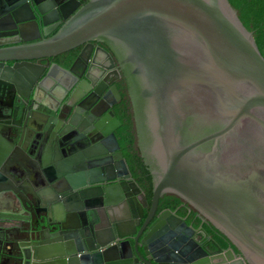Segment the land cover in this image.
I'll return each instance as SVG.
<instances>
[{"label": "water", "instance_id": "95a60500", "mask_svg": "<svg viewBox=\"0 0 264 264\" xmlns=\"http://www.w3.org/2000/svg\"><path fill=\"white\" fill-rule=\"evenodd\" d=\"M31 3L0 7V264H264V56L229 0H88L51 29L64 8ZM96 40L126 78L149 199L115 134L120 93L90 72ZM163 195L242 258L156 215Z\"/></svg>", "mask_w": 264, "mask_h": 264}, {"label": "flooded vegetation", "instance_id": "af4514ba", "mask_svg": "<svg viewBox=\"0 0 264 264\" xmlns=\"http://www.w3.org/2000/svg\"><path fill=\"white\" fill-rule=\"evenodd\" d=\"M36 1H37L38 7H63L64 8L62 12V15L64 17L60 16L57 12L52 13L53 12L52 8L47 10L45 20L49 22L48 27L51 29V28H54V26H56L59 22L61 24L64 23L70 17V15L73 12H75L76 9H78L79 7H83L88 0H36ZM2 3H3V0H0V7H4V4ZM37 5L35 6L33 3H31L30 7H37ZM35 13L38 15L36 10H35ZM36 20L38 21L40 25L41 20L39 16L36 17ZM55 31L56 30H53L48 36L52 35ZM1 32L2 31H0V41L5 39V37L2 36ZM43 37L44 35L41 34V38ZM92 43L94 44L95 47L99 46L100 56L98 58V68H91L90 72H92L98 78V85H100L101 87H107L110 90L113 85L116 86V89L120 93L121 100L115 105H113L111 109L117 115L116 113L117 105H120L122 103H128V90H127L128 87H127L126 78L124 76V73L121 67L119 66L118 60L113 55L109 47L105 43L98 42L97 40L93 41ZM80 47L81 46L72 48L69 51H66L65 53H62L60 55L53 57L52 60L60 64L69 65V62L71 63L76 58ZM71 54L73 55L72 58L69 57ZM100 64L103 65L102 68H100L99 66ZM77 66L79 67V69L82 70L84 68V63L83 62L78 63ZM87 84L89 85L88 82ZM108 96L110 99L115 98V94L113 93L112 89L110 90ZM126 107L129 109V104H127ZM64 117H65V113L63 112L56 118V124L57 126L61 127L60 129L61 131L68 132L69 131L68 125L66 124V120ZM121 126H122V122H121L120 127ZM119 128H117L116 131ZM116 131H115V134H116ZM120 148L123 152L121 145H120ZM132 151H134L137 154V150L134 145H132ZM127 166H128V169L130 170L131 178L136 180V182L138 183L142 191L146 193V196L149 199L147 191L144 189L141 183L133 175L128 162H127ZM174 199L175 197L171 196L170 200L166 201L164 200L163 196H161L159 199L158 207L156 209V215L166 210H169L172 213L176 214L177 216L181 217L193 229L194 231L193 236L196 239V241L208 253L219 254V253H224L228 249H234L236 252V258L237 259L242 258V255L240 254V252H238L236 248L228 241V239L225 236H223L214 226H212L203 217L199 216L196 212H194L186 204L182 203L180 200H178L179 202H176Z\"/></svg>", "mask_w": 264, "mask_h": 264}, {"label": "trees", "instance_id": "16d2710c", "mask_svg": "<svg viewBox=\"0 0 264 264\" xmlns=\"http://www.w3.org/2000/svg\"><path fill=\"white\" fill-rule=\"evenodd\" d=\"M229 2L232 7L236 9L240 20L246 28L253 32L255 41L264 56V0H229ZM69 57L72 58L73 55L71 54ZM127 104L128 103H122L116 107L117 117L122 122V126L116 131V135L133 175L141 183L150 197L151 185L149 173L141 158L132 151L133 132L131 113L126 107ZM163 198L164 200L169 201L171 196L163 195ZM174 200L179 202L177 198Z\"/></svg>", "mask_w": 264, "mask_h": 264}]
</instances>
